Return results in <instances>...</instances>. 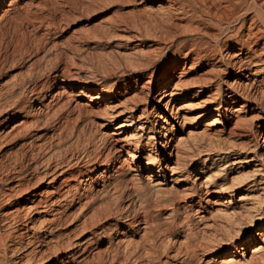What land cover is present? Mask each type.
<instances>
[{
	"label": "rangeland",
	"instance_id": "374dc122",
	"mask_svg": "<svg viewBox=\"0 0 264 264\" xmlns=\"http://www.w3.org/2000/svg\"><path fill=\"white\" fill-rule=\"evenodd\" d=\"M178 3L6 1L1 264H264L263 76L230 67L236 47L190 52L208 36L193 2ZM251 80V98L232 101L234 83Z\"/></svg>",
	"mask_w": 264,
	"mask_h": 264
},
{
	"label": "bare ground",
	"instance_id": "6f19581e",
	"mask_svg": "<svg viewBox=\"0 0 264 264\" xmlns=\"http://www.w3.org/2000/svg\"><path fill=\"white\" fill-rule=\"evenodd\" d=\"M7 0H0V11H2L3 9V6L5 5ZM181 5L183 6V8H185L184 6V3H183V0H179ZM193 3L191 4H194L192 5L193 6V17H196L197 18V25L195 26V30L198 32H201V31H204V36H208L205 40L201 39V37H199L198 39L195 40V42L193 43V47H191V50H189L190 52H192L195 56H200L201 58V55H206V56H210V55H214V56H217V54L221 53L223 54L224 51L227 52V55L229 54L230 50L233 48V47H236V49L238 50L237 52H235L233 55H234V58L233 60L230 62V67H232L234 70H236L240 75H244V77H249V75H254V77L256 76H263L262 78V81H264V0H191ZM190 2V0H189ZM178 3V4H180ZM187 3V2H186ZM189 5V3H187V6ZM180 9V8H179ZM186 9V8H185ZM183 9V10H185ZM207 24L206 26V29L204 30L203 28H201V24ZM158 27V26H157ZM196 33V34H197ZM199 34V33H198ZM227 37L225 38L224 36ZM224 37V39L222 38ZM188 53V52H187ZM193 55V56H194ZM224 55V54H223ZM203 57V56H202ZM205 57V56H204ZM197 58V57H196ZM207 58V57H206ZM226 61V60H225ZM229 61V60H228ZM227 61V62H228ZM255 69H254V68ZM229 69V68H228ZM247 72H250V74H247ZM256 79V78H255ZM200 82V81H199ZM71 83V82H70ZM234 83V82H232ZM236 83V82H235ZM232 86V90H231V94L230 96H232V101H236L238 96H242V97H245V98H251V94L254 90V84L252 83V80L251 82H238ZM73 85V84H72ZM87 87V86H86ZM83 89H86L85 87H82ZM100 91V90H99ZM82 92V91H81ZM103 92V91H102ZM101 93V92H100ZM264 95V94H263ZM100 96V95H99ZM102 96V95H101ZM239 96V97H240ZM97 98V97H96ZM244 98V99H245ZM261 98V97H260ZM254 99V98H253ZM263 99V98H262ZM249 100V99H248ZM247 100V101H248ZM251 100V99H250ZM256 100V99H255ZM257 102V101H256ZM83 104V103H82ZM263 105V104H262ZM242 107V106H241ZM240 107V108H241ZM215 109H218V112H220V108H215ZM237 110V109H236ZM220 114V113H219ZM31 123V122H30ZM35 126V125H34ZM156 131V130H155ZM3 132V131H2ZM1 132V133H2ZM161 132V131H160ZM112 133H116L115 131L112 132ZM3 136V135H2ZM2 138V137H1ZM0 138V139H1ZM154 138V137H153ZM169 144V141L167 142ZM37 145V144H36ZM33 147V146H32ZM227 147V146H226ZM44 148V147H43ZM39 149V148H38ZM84 149V148H83ZM24 153V151H23ZM28 155V154H27ZM40 155V154H38ZM38 155H36V157H38ZM41 156V155H40ZM130 156H132V154H130ZM27 156H25L24 158L26 159ZM53 156H50V158H52ZM32 158V157H31ZM34 158H35V155H34ZM39 158V157H38ZM41 158V157H40ZM39 158V159H40ZM57 158V157H56ZM60 158V157H58ZM63 158V157H62ZM109 158V157H108ZM106 158V159H108ZM21 159H23V157H21ZM21 159H18L19 161ZM47 159V158H46ZM54 159V158H53ZM52 159V162L54 161ZM87 159V158H86ZM156 159V158H155ZM24 160V159H23ZM29 158L27 159V163L29 162L28 161ZM35 160V159H34ZM37 160V159H36ZM42 160V159H41ZM50 160V159H47V161ZM64 160V158H63ZM79 160V159H78ZM111 159H109L108 161H110ZM33 160H31L30 162H32ZM57 161V160H56ZM67 161V160H66ZM21 162V161H20ZM19 162V163H20ZM29 162V163H30ZM42 162V161H41ZM40 162V163H41ZM55 162V161H54ZM60 162V161H59ZM62 162V161H61ZM65 162V161H63ZM68 162V161H67ZM114 162V161H113ZM25 163V162H24ZM25 163V164H27ZM36 163V162H35ZM39 162H37L36 164H33L35 166H32L34 167L33 170H37L39 167H41V165L38 167L37 165L40 164ZM44 163V162H43ZM156 163V162H155ZM54 164V163H53ZM58 164V163H57ZM62 164V163H61ZM16 165V164H15ZM49 165H50V162H49ZM153 165H154V158H148V169H153ZM20 166V164H19ZM22 166H23V163H22ZM27 166V165H26ZM46 167L48 166V163L47 165H45ZM52 165H50L51 167ZM63 166V165H61ZM64 166H65V163H64ZM17 167V166H16ZM25 167V165H24ZM23 167V168H24ZM45 167V168H46ZM49 167V168H50ZM58 168V166H56ZM140 167V166H139ZM21 168V167H19ZM27 168V167H25ZM30 168V167H29ZM42 168V167H41ZM56 168V169H57ZM60 168V167H59ZM63 168V167H62ZM55 169V167H54ZM65 169V168H64ZM19 170V169H18ZM40 170V168L38 169ZM38 170L36 171V174L38 172ZM49 170V169H48ZM66 170V169H65ZM31 171L32 170H29V169H25L24 171H20L21 173L17 174V176L19 177L18 178V182L20 184L18 185H21L26 189H28V186H29V182L27 183V181L29 180L28 179V175L31 174ZM43 171H44V168H43ZM52 171V170H51ZM15 172V171H14ZM19 172V171H18ZM33 172V171H32ZM40 172V171H39ZM48 172V171H47ZM46 172V173H47ZM59 174L62 173V170L61 172L58 171ZM64 172V170H63ZM34 173V172H33ZM42 173V172H41ZM45 173V174H46ZM40 174V173H39ZM37 174V175H39ZM44 172L42 175H44V179H45V175ZM52 174V173H51ZM14 175V174H13ZM62 175V174H61ZM15 176L14 178L16 179ZM41 176V174H40ZM30 177V176H29ZM31 177H32V174H31ZM36 177V176H35ZM47 177V176H46ZM148 177V176H147ZM3 177H1L2 179ZM104 178V177H103ZM149 178V177H148ZM7 179V178H6ZM31 179V178H30ZM38 179V178H37ZM43 179V180H44ZM96 179H98V176L96 178H93L91 180L92 181H95ZM150 179V178H149ZM4 180V179H3ZM2 180V181H3ZM17 180V179H16ZM38 180L41 181V179L39 178ZM31 181V180H30ZM36 181V180H35ZM5 182V181H4ZM38 182V181H37ZM64 182V181H63ZM67 182V181H66ZM1 183V182H0ZM33 183V182H32ZM32 183H30L32 185ZM36 183V182H35ZM106 184V183H104ZM20 186V187H21ZM34 186V183L33 185ZM104 186V185H103ZM15 187V185L13 186ZM17 188V187H16ZM19 188V186H18ZM17 188V190H18ZM24 188V191H27L25 190ZM30 188V187H29ZM22 189V188H20ZM19 189V190H20ZM13 190V189H12ZM15 191V192H18V191ZM29 190V189H28ZM23 191V192H24ZM69 191V189H68ZM67 191V192H68ZM20 192V191H19ZM75 192V190H74ZM78 192V191H77ZM76 192V193H77ZM14 193V192H13ZM21 193V192H20ZM19 193V194H20ZM71 193V197H72V192L69 191L68 194ZM18 194V193H17ZM34 194V193H33ZM59 194V193H58ZM75 194V193H74ZM79 194V193H78ZM3 196V194H1ZM5 195V194H4ZM10 195V194H8ZM12 195V194H11ZM6 196V195H5ZM4 196V197H5ZM36 196V195H35ZM38 196V195H37ZM36 196V197H37ZM67 196V195H66ZM75 197V196H74ZM6 198V197H5ZM10 198V197H9ZM12 198V197H11ZM10 198V199H11ZM34 198V197H33ZM65 198V196H64ZM64 198H62L63 200H65ZM70 198V196H69ZM138 198V196L136 197ZM3 199V198H2ZM1 197H0V200H2ZM29 199V198H28ZM37 198H35V200H33L32 202H35L34 204V207H36V204L37 207L42 204L39 203V201L36 200ZM40 199V198H39ZM68 199V198H67ZM42 200V199H41ZM61 200V199H60ZM70 200H74V199H70ZM69 200V201H70ZM3 201H6V200H3ZM72 201L70 202H65L64 203L68 206L72 203ZM1 202V205H2V201ZM54 201H52L53 203ZM60 202V201H59ZM44 203V202H43ZM51 203V201H50ZM136 203V199H131V201L129 202V205H133ZM4 204V203H3ZM33 204V203H32ZM48 204V202L46 203ZM57 204V203H56ZM64 204V205H65ZM27 205V204H26ZM49 205V204H48ZM53 205V204H52ZM65 205V206H66ZM29 206V205H28ZM41 206H45V205H41ZM51 206V205H50ZM64 206V207H65ZM66 206V207H67ZM80 206V205H79ZM30 207V206H29ZM33 207V205L31 206V208ZM24 208V206H23ZM27 208V207H26ZM42 208V207H41ZM53 208V206H52ZM132 208V207H131ZM130 207L128 208V212H130L131 209ZM141 208V207H140ZM21 209V208H20ZM29 209V208H28ZM43 209V208H42ZM47 208H45L46 210ZM27 210V209H25ZM30 210H33V209H30ZM44 210V211H45ZM60 210V209H59ZM22 211V210H21ZM29 211V210H28ZM48 211V210H47ZM19 212V211H18ZM26 212V211H25ZM32 212V211H30ZM29 212V213H30ZM60 212V211H59ZM64 212V211H63ZM12 213V212H10ZM20 213V212H19ZM16 214V213H15ZM24 214V213H23ZM12 214H10L9 216L11 217ZM18 215V214H16ZM15 215V216H16ZM22 215V214H21ZM62 215V213L60 214ZM59 215V216H60ZM64 215V214H63ZM66 215V214H65ZM64 215V216H65ZM130 214H127V216H129ZM8 216V215H7ZM13 216V215H12ZM24 216V215H23ZM27 216V215H26ZM132 216V215H131ZM18 217V216H17ZM16 217V218H17ZM22 217V216H21ZM62 217V216H61ZM15 217H13L14 219ZM20 218V216H19ZM55 218V217H54ZM134 218V217H133ZM10 219V218H8ZM12 219V218H11ZM18 219V218H17ZM17 219H16V222H17ZM22 219V218H21ZM60 220V219H59ZM15 221V220H14ZM13 221V223H15ZM10 222V221H9ZM137 222H139V220L137 219H133L132 221H130L128 224L129 226H132V225H135ZM92 223V222H91ZM12 224V223H10ZM147 224V223H145ZM7 226V225H6ZM146 226V225H145ZM223 226V225H222ZM4 229V228H3ZM10 232V231H9ZM229 234V233H228ZM8 236H9V233H8ZM10 236H12L10 234ZM4 237V236H2ZM0 236V242L2 241V238ZM6 238H9V237H6ZM12 238V237H11ZM5 240V238L3 239ZM8 240V239H7ZM5 240V241H7ZM12 240V239H11ZM16 240V239H15ZM14 240V241H15ZM246 240L245 238H242L241 241H240V244L237 243V241H234L231 243V245L233 246V248H235V250L237 249V247L240 245L241 249H245V245H246ZM83 250L86 249L87 247V243L86 242H83ZM3 244V243H1ZM6 244V243H5ZM162 244V243H161ZM260 245V244H259ZM262 245V244H261ZM257 246L256 244L252 246V253L254 254L256 251H258L262 246ZM4 246V245H3ZM2 246V247H3ZM9 247V246H6V248ZM16 247V246H15ZM18 247H20L18 245ZM17 247V248H18ZM212 247V246H211ZM1 248V247H0ZM5 248V247H3ZM10 248V247H9ZM12 248V247H11ZM2 250V248H1ZM15 250L16 252V249H13ZM124 250V249H123ZM146 250V249H145ZM152 250V249H151ZM262 250V249H261ZM4 251V250H3ZM12 251V250H11ZM150 252V251H149ZM6 253V252H5ZM12 253V252H10ZM195 253V252H194ZM2 253H0L1 255ZM4 254V253H3ZM1 255V256H4V255ZM260 254V253H259ZM252 255V254H251ZM6 256V255H5ZM11 256V255H10ZM254 256V255H252ZM97 257V256H96ZM5 258V257H4ZM118 258V257H117ZM256 258V257H255ZM11 259V257H10ZM264 260V254H263V258H261ZM15 260V259H14ZM13 260V261H14ZM147 260V259H146ZM262 260V261H263ZM1 261L3 262V258L0 257V264H1ZM6 261V259L4 260ZM258 261V260H257ZM260 261V262H262ZM12 262V260H11ZM7 263V261H6ZM15 263V262H14Z\"/></svg>",
	"mask_w": 264,
	"mask_h": 264
}]
</instances>
